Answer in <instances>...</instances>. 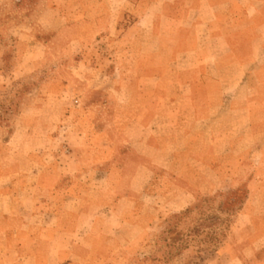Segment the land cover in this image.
<instances>
[{"label": "rangeland", "instance_id": "rangeland-1", "mask_svg": "<svg viewBox=\"0 0 264 264\" xmlns=\"http://www.w3.org/2000/svg\"><path fill=\"white\" fill-rule=\"evenodd\" d=\"M97 1L0 0V213L14 212L11 225L24 226L13 237L76 244L51 264H264V224L248 241L239 226L232 229L235 214L250 203L264 219V192L250 201L246 181L264 179V151L248 150L264 146V70H255L264 55L231 103L224 102L234 94L228 69L209 70L220 83L167 90L148 79L145 66L160 57L183 66L185 57L151 54L162 39L151 21H136V7ZM238 42L244 59L258 46L244 37ZM167 91L187 99L177 118L156 119L150 113L164 109L157 98ZM247 97L259 100L252 105L253 131L213 133L230 126L227 112L247 106ZM214 110L225 117H204ZM159 126L163 133L178 127L192 134L176 136L180 149L157 150L149 130ZM150 159L163 166L150 168L164 180H148ZM128 191L138 194L140 218L126 214L127 202L114 201V193ZM37 209L48 213L32 214ZM60 211L78 216L76 233L54 232L72 227L70 219L59 223ZM43 225L45 231H36ZM4 236L0 231V241ZM16 260L5 263L21 264Z\"/></svg>", "mask_w": 264, "mask_h": 264}, {"label": "crops", "instance_id": "crops-1", "mask_svg": "<svg viewBox=\"0 0 264 264\" xmlns=\"http://www.w3.org/2000/svg\"><path fill=\"white\" fill-rule=\"evenodd\" d=\"M51 3L53 10H60V3L57 1H52ZM108 3V0H98L95 5L103 6L108 5ZM118 4L136 7L137 11H139L136 21L140 25L145 19L151 21L155 37L162 39V43L158 50L151 52V54H168L170 56L182 55L185 57L184 59L186 61L183 66L174 64L168 65L163 62L161 57L160 61H150V64L145 67L150 71L148 79L154 80L156 82L155 86L160 85L168 90L170 84H175L183 88L186 86H198L208 81V79L220 83L218 78H210L209 70L214 69V71H221L228 69L235 75L234 78L231 79V84L229 85H233L231 91L234 94L224 98V102L231 103L232 100L236 98V91L240 87L246 85L248 69H253V65L257 64L256 62L259 61L261 55H264V1L262 0H118ZM140 9H142V11ZM139 29H141V27ZM241 37L249 39L248 45L250 42L258 43V46L251 50L247 47L249 58L246 59L241 56L243 48L238 42V39ZM139 68L141 70V67ZM255 70H264V61L260 62ZM259 81L264 85V78H259ZM224 90L227 89L224 88ZM157 99L158 102L163 103L164 109H156L154 112L150 113L151 116L156 119L163 117H172V119H175L180 115V106L187 98L184 97L183 93L175 92L170 94L169 92H165ZM260 99V103L264 105V96ZM207 100L208 99H206V102ZM246 100L248 101H246L248 103L247 106L238 107L235 105V107L230 108L227 112L230 126L224 129L215 128L213 133L217 135L236 133L238 130L240 131L242 128L247 127H250V130L253 131L252 121L256 114L252 111V105L259 102V100L248 97ZM169 108H175V110H169ZM204 117L208 119L212 118L215 121L225 116L220 110H214ZM238 119L244 120L239 123ZM263 126L260 130H264ZM198 132L202 133L203 130ZM149 133L154 135L151 143L153 145L152 147L155 149L173 148L177 150L180 148H178V139L176 136L179 134L183 139L186 135L192 134V131L175 127L163 133L159 126L152 127ZM235 139L236 137H232L229 141V145L232 149L235 148L234 144L236 145ZM104 148L109 149L111 146L107 145ZM186 148L187 147L184 149ZM252 149L264 151V146L255 145L254 147L248 148V150ZM244 163L245 160H242L240 165ZM151 165L156 169L163 167L156 161L150 159L148 161V167L149 173L151 172V174L148 175V180L151 182L164 180L154 175L153 169L151 171L150 168ZM261 166H264V160H262ZM120 170H124L123 164ZM172 170L175 172L174 169H171V171ZM111 172L112 170H108L107 175L111 176ZM123 174L122 171V176ZM182 175L181 173L180 175L177 173V176ZM60 177L61 175L56 178L57 182ZM195 178L202 183L206 180L202 175L196 176ZM246 181L250 182V201L256 197L258 193L260 194L261 192L262 194L264 192V186L262 188H256L258 182L264 183L263 177L262 179L259 178V176L253 179L248 177ZM198 190L203 191L204 189L198 187ZM86 193L87 191L84 192V194ZM113 195L115 203L127 202L128 208L126 209V214H128V216L131 215L132 218H135V216L140 218L139 214L141 213V207H138L140 204L137 201V193L128 191L120 195H117V193ZM251 204L252 203H250L249 206L245 205L235 214V222L232 226L233 230L235 228L237 229L239 226L238 230L243 234L245 241H248L247 238L253 239L251 237L252 231L258 230L264 224V219L257 213L259 209ZM43 212L45 211L37 209V211H33L32 214H42ZM45 213H48V211ZM59 214V223L62 224L65 219H70L72 227L67 229L57 227L54 228V232H56V230H68L70 233H76L80 226L78 218H76L78 216L74 215L72 212L67 214L64 211H60ZM260 214H262V211ZM12 215H15L14 212L0 213V231L4 232L5 235L2 241H0V264H6V261H12L13 259H17L16 261L21 264H24L26 259H34L37 264L46 262L47 264H51V262L61 259V254L66 252L65 249H67L68 246L74 247V245H76L73 241L70 245L65 244L63 241H45L47 245L44 246L41 245V243L44 244V241H38V237H36L35 234L29 235L27 232L26 236H24L21 241H17L16 238L13 237L16 236L14 232L20 231L24 226L21 224L19 227H13L10 221ZM244 220H247L246 224L240 226V223ZM135 223H137L136 219L133 221L132 225H135ZM47 228L48 227L45 225L42 227L38 226L36 227V231L41 229L45 231ZM228 240H230L229 237ZM102 244L103 243H101V245ZM103 260L102 258L101 261Z\"/></svg>", "mask_w": 264, "mask_h": 264}]
</instances>
